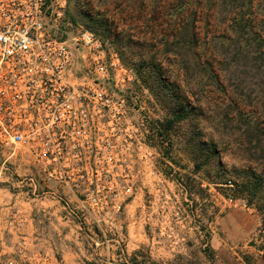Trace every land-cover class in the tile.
<instances>
[{
    "label": "rangeland",
    "instance_id": "obj_1",
    "mask_svg": "<svg viewBox=\"0 0 264 264\" xmlns=\"http://www.w3.org/2000/svg\"><path fill=\"white\" fill-rule=\"evenodd\" d=\"M250 3L244 18L263 39L261 57L247 33L232 30L239 9L230 10V0H67L65 32L98 35L134 69L135 92L150 97L144 114L158 177L143 175L121 249L95 247L62 219L57 227L40 204L33 214L55 226L13 231L11 240L30 236L61 264L73 251L80 258L117 253L113 264H264V198L249 204L240 190L252 176L264 178V0ZM174 113L183 119L160 136ZM23 172L0 168V224L14 208L21 224L29 210L15 183Z\"/></svg>",
    "mask_w": 264,
    "mask_h": 264
},
{
    "label": "built area",
    "instance_id": "obj_2",
    "mask_svg": "<svg viewBox=\"0 0 264 264\" xmlns=\"http://www.w3.org/2000/svg\"><path fill=\"white\" fill-rule=\"evenodd\" d=\"M66 5L0 0V168H24L15 178L24 215L40 204L42 216L55 213L95 247L121 249L143 175L158 177L144 114L150 97L135 92L134 69L98 35L65 32ZM19 215L14 208L0 224V264H61L30 236L11 240L26 229Z\"/></svg>",
    "mask_w": 264,
    "mask_h": 264
},
{
    "label": "trees",
    "instance_id": "obj_3",
    "mask_svg": "<svg viewBox=\"0 0 264 264\" xmlns=\"http://www.w3.org/2000/svg\"><path fill=\"white\" fill-rule=\"evenodd\" d=\"M225 1V0H224ZM230 2L232 3V6L230 8V10H234V9H239V13L235 14L233 19H232V30H235L237 33L238 31H243L245 33H247L248 36H250L252 38V40L256 43V47H257V55H259L260 57L263 55L262 53H259V49L260 46L263 44V39L260 37L259 34L257 33H253L252 32V28L250 27L247 19L244 18V13H246L247 10L250 9L251 7V0H230ZM244 7V9H243ZM66 12V10H65ZM263 26H264V22H263ZM264 28V27H263ZM262 28V29H263ZM73 33L71 32L70 35H72ZM224 39V38H222ZM226 40V38H225ZM227 41L231 42V39H228ZM183 118L180 115H177L174 113V115L172 114V117L170 119H168V121H166V123L164 125H162L160 127L161 131H160V136H164L166 131H169L171 128L173 129V127L175 126V124L182 120ZM252 179L254 180L253 183H243L240 186V190H243L244 192L247 193V199L249 196V204H251V200L253 197H257L258 199H262L264 198V178H262L261 176H252ZM209 248L206 249V251H208Z\"/></svg>",
    "mask_w": 264,
    "mask_h": 264
},
{
    "label": "crops",
    "instance_id": "obj_4",
    "mask_svg": "<svg viewBox=\"0 0 264 264\" xmlns=\"http://www.w3.org/2000/svg\"><path fill=\"white\" fill-rule=\"evenodd\" d=\"M23 205H24V209H27L28 208V206L25 204V203H23ZM128 216H131V215H128ZM41 217L42 216H40V215H34V214H29L28 216H26V215H24V223H25V225H26V230L31 234L32 233V231H41L42 230V228H41V224H42V226H44V227H47V224H48V227L51 225L52 227H54L55 225H57V227H59V226H61V217H59V216H57V215H55V213L54 214H52L51 215V217H49V219H51V221H58L59 223H56L55 225L53 224V222L51 223V222H48L47 221V218L46 219H44L43 217V219L47 222H43L42 223V221H41ZM48 219V220H49ZM26 220V221H25ZM50 224V225H49ZM56 228V227H55ZM34 229V230H33ZM70 232H73V233H78V231H75V230H73V229H68ZM43 231V230H42ZM54 231H56L55 229H54ZM63 231H65V230H63ZM44 232V231H43ZM47 232H50V231H47ZM40 236H42V235H40ZM40 240H42L43 242H47V239L46 238H42V239H40ZM76 240H77V237H75L74 238V242H76ZM60 245V244H59ZM58 245V246H59ZM95 256L96 257H94V258H92V257H90V256H86V257H81V258H84V260L85 261H83L80 257H79V255L76 253V252H70V253H67V254H65V257L67 258V259H69V260H66V261H68L70 264H85L86 262V264H103V259H104V257H101V253L99 252V253H95ZM90 257V258H89ZM89 258V259H88ZM77 259H80L81 260V263H75V261L74 260H77ZM85 262V263H84Z\"/></svg>",
    "mask_w": 264,
    "mask_h": 264
}]
</instances>
